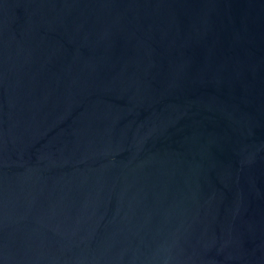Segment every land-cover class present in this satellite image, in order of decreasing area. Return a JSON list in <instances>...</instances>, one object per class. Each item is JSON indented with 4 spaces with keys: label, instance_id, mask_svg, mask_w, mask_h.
<instances>
[{
    "label": "water",
    "instance_id": "obj_1",
    "mask_svg": "<svg viewBox=\"0 0 264 264\" xmlns=\"http://www.w3.org/2000/svg\"><path fill=\"white\" fill-rule=\"evenodd\" d=\"M0 264H264V0H0Z\"/></svg>",
    "mask_w": 264,
    "mask_h": 264
}]
</instances>
